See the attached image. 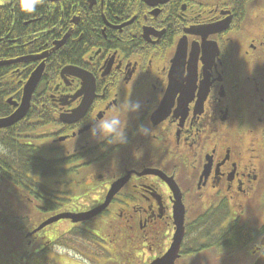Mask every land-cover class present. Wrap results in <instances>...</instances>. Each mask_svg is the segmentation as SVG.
Masks as SVG:
<instances>
[{
	"label": "flooded vegetation",
	"instance_id": "1",
	"mask_svg": "<svg viewBox=\"0 0 264 264\" xmlns=\"http://www.w3.org/2000/svg\"><path fill=\"white\" fill-rule=\"evenodd\" d=\"M62 2L64 19L51 10L4 41L15 51L0 60L10 62L0 66V119L43 68L23 116L0 129V242L66 264L55 251L78 228L96 237L105 264H150L173 243L178 203L174 264H253L264 251V0L51 4ZM126 96L143 106L127 119L129 145L101 152L88 140L89 117ZM139 124L160 134L157 149L133 136ZM121 181L90 220L32 233L72 205H102Z\"/></svg>",
	"mask_w": 264,
	"mask_h": 264
},
{
	"label": "clouds",
	"instance_id": "2",
	"mask_svg": "<svg viewBox=\"0 0 264 264\" xmlns=\"http://www.w3.org/2000/svg\"><path fill=\"white\" fill-rule=\"evenodd\" d=\"M6 0H0V4ZM22 10L26 13H32L41 0H19ZM250 14L256 17L260 14L259 10L252 9ZM116 103L112 107L110 114L98 118L95 113L91 114L88 120V140L90 143L98 146L101 152H107L112 149L114 152L120 148H126L129 145V136L127 130V119L131 115H138L142 109V103L139 100H132L131 96L123 98L117 97ZM133 136H139L147 141V147L157 149L160 144V134L150 125L139 124ZM146 146L140 145L131 152L134 161L141 160L145 155ZM0 153L7 154V149L0 145ZM114 169H118V158L110 161Z\"/></svg>",
	"mask_w": 264,
	"mask_h": 264
},
{
	"label": "trees",
	"instance_id": "3",
	"mask_svg": "<svg viewBox=\"0 0 264 264\" xmlns=\"http://www.w3.org/2000/svg\"><path fill=\"white\" fill-rule=\"evenodd\" d=\"M63 4L64 2L51 4L41 1V3L37 5L34 12L26 13L22 10L19 0H6V4L0 7V60L5 58V54H11L15 51V48H10V45L4 41L8 39L12 40L18 37V33L23 22L37 18L39 15L47 16L48 14L53 13L51 10H55V13H58ZM95 239L96 237L93 235L75 228L72 231L70 240L71 247L73 250H77L83 255H88L89 264H105V262L101 259V256L98 254L102 253L101 250L92 243ZM90 248L95 249L96 252H91L92 250ZM9 254V256L21 257L20 260H24L22 264H59L54 262L43 252L39 254L33 253L32 251L26 253L24 249L20 248V246L13 247ZM93 257L97 258V260L95 261ZM127 264H136V262L129 261Z\"/></svg>",
	"mask_w": 264,
	"mask_h": 264
},
{
	"label": "water",
	"instance_id": "4",
	"mask_svg": "<svg viewBox=\"0 0 264 264\" xmlns=\"http://www.w3.org/2000/svg\"><path fill=\"white\" fill-rule=\"evenodd\" d=\"M44 1H48V2H56V1H60V0H44ZM6 4H0V7L4 6ZM10 62H0V66L2 65H7ZM42 65L37 68L35 70V72L31 75V77L29 78V80L27 81V83L25 84L24 87V95H23V101H22V105L8 118L5 119H0V129L8 127L10 125H13L14 123H16L24 114V112L26 111L27 107H28V103H29V98L30 95L40 77L41 71H42ZM122 181L119 183H116L115 185H112V187L110 188L108 195L106 197V201L88 211V212H82V213H66V214H60L57 215L55 217L50 218L49 220L43 222L36 230H34L32 233H35L39 230H41L42 228H44L47 225L56 223L60 220H69L72 224H77V223H82L85 221L90 220L91 218L95 217L97 214H99L103 209H105V207L108 204V201L110 199V197H112V195L122 186ZM183 219H184V210L181 204H175L174 205V224H175V233H174V238H173V243L169 249V251L163 255L160 258H157L155 260H153L150 264H174V261L177 259V253L179 251V247L182 241V237H183ZM261 244L264 246V236L261 240ZM253 264H264V251L261 253V255L255 260V262Z\"/></svg>",
	"mask_w": 264,
	"mask_h": 264
},
{
	"label": "rangeland",
	"instance_id": "5",
	"mask_svg": "<svg viewBox=\"0 0 264 264\" xmlns=\"http://www.w3.org/2000/svg\"><path fill=\"white\" fill-rule=\"evenodd\" d=\"M81 207L82 206H80V205H72L71 206V212L72 213L80 212L82 210ZM65 226L66 225L63 224V222H58L57 224H54V226H52L51 228L54 229V228L57 227V229L63 230L65 228ZM61 239H62V241L60 242L61 246H59L58 248H56V251L55 252H57V254L60 255L63 258V261L66 262V264H89L88 261L83 258V256L79 255V253H77L75 250L72 249V247H71V241H70V247H68L66 249L63 248L62 245L65 244V242H64L63 238H61ZM93 250H94V252H96V250L92 248V251ZM11 251L12 250L9 248V246L3 245L0 242V264H16L15 263V260L13 261L9 257V255H10L9 253ZM98 254L100 256L102 255V253H98ZM50 258H51V256H50ZM51 259L54 261L53 258H51ZM141 259H143V257H141ZM54 262L61 264L59 262V260H56Z\"/></svg>",
	"mask_w": 264,
	"mask_h": 264
},
{
	"label": "bare ground",
	"instance_id": "6",
	"mask_svg": "<svg viewBox=\"0 0 264 264\" xmlns=\"http://www.w3.org/2000/svg\"><path fill=\"white\" fill-rule=\"evenodd\" d=\"M41 1H43V2H48V1H44V0H41ZM48 3H52V2H48ZM61 11H62V10H59L58 13H55V17H56L57 20L64 19V13L61 14Z\"/></svg>",
	"mask_w": 264,
	"mask_h": 264
},
{
	"label": "snow or ice",
	"instance_id": "7",
	"mask_svg": "<svg viewBox=\"0 0 264 264\" xmlns=\"http://www.w3.org/2000/svg\"><path fill=\"white\" fill-rule=\"evenodd\" d=\"M26 2H27V0H26Z\"/></svg>",
	"mask_w": 264,
	"mask_h": 264
}]
</instances>
